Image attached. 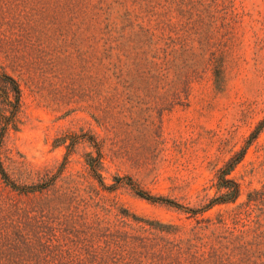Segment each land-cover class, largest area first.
<instances>
[{
  "label": "rangeland",
  "instance_id": "obj_1",
  "mask_svg": "<svg viewBox=\"0 0 264 264\" xmlns=\"http://www.w3.org/2000/svg\"><path fill=\"white\" fill-rule=\"evenodd\" d=\"M0 74V264H264V0H0Z\"/></svg>",
  "mask_w": 264,
  "mask_h": 264
},
{
  "label": "trees",
  "instance_id": "obj_2",
  "mask_svg": "<svg viewBox=\"0 0 264 264\" xmlns=\"http://www.w3.org/2000/svg\"><path fill=\"white\" fill-rule=\"evenodd\" d=\"M0 83L2 84V87H4L0 97H2V98L5 97L4 99L6 100L7 99L6 97H7L8 94H14L15 103H18L19 89H18L17 83L10 76L4 75V74H0ZM8 105L12 106V104H10V103H8ZM10 117L11 116H3L2 117L3 122H4V124L6 126H9V124H11L10 123L11 122L10 121ZM238 160H239V157L237 159L235 158L234 160L229 162L226 165L224 171H222L221 174L218 177V182H217L218 188L219 189H224V190H226V192L221 194L220 196L214 198V199H211L209 201V203L206 204L203 207L204 211H208L215 204L230 203V202H234L237 199V197H238L237 186L231 180L226 179V176L229 174V172L231 171L233 165L235 163H237ZM0 175L3 178H6L1 166H0ZM138 195L141 198H143L145 200H148V201H151V202H164V203H168V204H174V206L180 207L179 205H175V203H173L172 201H169L167 199L152 197V196L146 195L144 193H138ZM192 212H194V211H192ZM201 222L205 223V225L192 229L191 230L192 237H201V236H203V232L209 230L210 226L213 225L211 223V220H209V219L201 220L198 223H201ZM217 223L220 224V225H224V223H223L221 218L218 219ZM150 225H151L150 227L155 232L160 233V234H157V237H165V236H170V234H174L172 231H169V230H175V228L173 226L164 225V224L158 223V222L150 223ZM217 231H218L217 228H213L211 230V232H210V235L207 236V237H213V241H214L215 245H218L219 247L218 248L212 247L210 252H208V253L202 252V254H200L199 257H197L198 251H194L193 253L189 254L191 252L192 248L195 247L194 245L189 243V241H191V240L187 241V243H186V245H187L186 251L182 252V243L181 242L175 243L174 241H170V240H167L165 238H155L158 241L163 242L164 246L162 247L160 252L153 253V255L151 257H152V259H154L156 262L158 261L159 263H163L166 260L167 261L171 260L167 264H179V262H178L179 257L172 258V256H171V255H173L174 251L179 256L180 255H184V254L189 255L190 261L192 263H195V264L199 263V261L210 260L213 257L217 258V255L219 254V251H220V248L222 247V245L225 244V243L226 244L229 243V241L231 239V236H232V233L229 232L227 229L221 230L219 232H217ZM195 240H196V238H195ZM134 241L139 244L140 248L148 250V245H147V239L146 238L134 237ZM120 248H122L121 245H120ZM151 249H154V246H152ZM124 251L125 250L122 248L121 253H123ZM164 251H167L166 254H164ZM128 256L129 255L122 256V257H120V260L124 259V258H127ZM118 261L119 260L116 259L115 261H111V262H113V264H117ZM99 264H108V263H107V261L103 260V262L102 263L100 262Z\"/></svg>",
  "mask_w": 264,
  "mask_h": 264
}]
</instances>
